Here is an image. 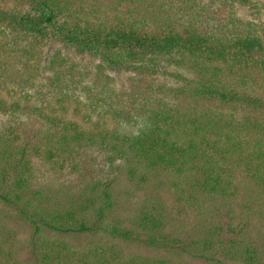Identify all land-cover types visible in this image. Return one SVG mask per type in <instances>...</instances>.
I'll return each instance as SVG.
<instances>
[{
    "label": "trees",
    "instance_id": "1",
    "mask_svg": "<svg viewBox=\"0 0 264 264\" xmlns=\"http://www.w3.org/2000/svg\"><path fill=\"white\" fill-rule=\"evenodd\" d=\"M216 1L118 0L102 16L97 3L0 0V111L11 120L20 106L1 92L34 84L22 70L40 72L52 44L130 73L131 91L102 102L115 120L152 124L129 135L51 117L55 131L41 137L0 132V264H264V0ZM56 51L48 80L60 83ZM39 163L76 185L46 189ZM127 183L149 190L132 215ZM165 194L198 221L186 233ZM13 225L28 230L20 256ZM73 236L105 243L82 251L62 241ZM139 247L151 254L125 251Z\"/></svg>",
    "mask_w": 264,
    "mask_h": 264
},
{
    "label": "rangeland",
    "instance_id": "2",
    "mask_svg": "<svg viewBox=\"0 0 264 264\" xmlns=\"http://www.w3.org/2000/svg\"><path fill=\"white\" fill-rule=\"evenodd\" d=\"M79 4L86 3V6L90 7L97 3L100 10H102L101 15L104 16L106 13H110L114 10L115 5L118 0H76ZM205 2H211L212 5L218 4L220 1L216 0H203ZM8 7L14 10L22 9L18 6L19 4L14 1L6 2ZM5 5V4H1ZM3 7V6H0ZM246 11H242L241 15L245 19H250L251 17L246 15ZM56 50H61L63 56H59V59L64 58L63 72H57L62 80L52 81L48 80L50 73L49 70L50 62L52 58L58 52ZM41 58L38 60V65L35 67L39 68L40 72L36 73L34 71L22 70L36 78L34 84L30 83L28 85H19L15 83L8 84V87L1 92L2 98L6 100L8 105H14L18 103L20 109L16 112V117L10 119L12 112L0 111V132L6 130L13 126L20 127L18 133L23 135V137H30L36 134L43 136L51 134L55 131V126L49 121L56 119L57 122L64 123L65 121H72L78 124L80 127L98 132L106 130H114L120 133H125L129 135H135L144 131L152 125L145 118L137 119L131 123H127L121 120H115L113 115L110 113V109L102 102V98L108 97L117 98L123 95L125 92L131 91L133 87L131 82L132 75L124 71H100L99 61L90 57L76 54L71 49H64L63 47H58L57 45H49L43 48L40 52ZM10 57V56H9ZM37 58V57H36ZM22 57L18 55L13 56L8 60L11 68L15 71L22 68ZM47 69V70H46ZM22 72V73H23ZM165 77V78H164ZM159 83L172 86V80L168 79L166 76L159 78ZM52 85V86H51ZM59 86V88L56 87ZM62 91H59V90ZM107 98V99H108ZM106 102V101H105ZM107 103V102H106ZM43 110L44 116H41L38 111ZM22 111H24L22 113ZM46 116H49L48 118ZM17 122V124H16ZM35 161V160H34ZM36 177L38 183L45 186L46 189L52 190L53 192L62 191V189H70L71 185H76L73 177L68 176L66 173H54L50 166L46 164H38L36 169ZM128 194V201H126V209L128 214L132 215L136 213L137 209L143 204L146 199L149 190L137 188L134 184H125ZM165 203L171 212L172 225L175 229H180L185 233L192 228L196 222L193 219L192 211L185 207L184 204L179 205L174 203V198L168 194L164 195ZM178 206V207H177ZM10 231L13 234L12 249H15L16 253L21 255L23 247L20 245V240L25 239L27 231L20 225L9 226ZM62 241L67 242L69 245L74 247V249H80L82 251H88L89 249H94L96 247L102 246L105 241L98 237H87V236H73ZM264 242V239L262 240ZM109 243V244H108ZM111 243L108 241L107 245ZM96 246V247H95ZM23 248V249H22ZM126 252L140 253L144 255H149L148 251L142 248L127 249ZM190 264H203L198 262L188 261Z\"/></svg>",
    "mask_w": 264,
    "mask_h": 264
}]
</instances>
